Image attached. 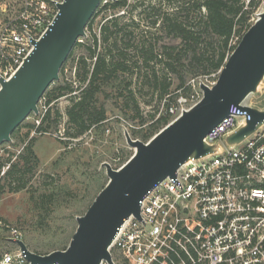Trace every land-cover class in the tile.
<instances>
[{"label": "rangeland", "instance_id": "374dc122", "mask_svg": "<svg viewBox=\"0 0 264 264\" xmlns=\"http://www.w3.org/2000/svg\"><path fill=\"white\" fill-rule=\"evenodd\" d=\"M112 1L114 0H102L90 27L86 28L85 35L79 39L80 43L74 46L59 72L58 80L51 83L49 89L65 81L70 83L74 90L83 84L77 76L79 60L84 57L89 64L93 62L94 58H90L88 47L94 46V36L98 38L97 51L101 52L104 49L101 30L110 18H116L117 26L115 30L113 25H110L107 34L114 35L117 32L122 35L129 32L134 46L143 37L150 38L151 41L156 40L157 50L165 44L181 46L179 38L159 29L158 24L152 27L151 20L156 18V13L161 15L191 0H127L126 6L117 9L110 7ZM242 1L249 4L250 0ZM21 2L22 0H0V4L6 3L8 6L1 18L16 13ZM154 2H160L158 12L151 10L149 6ZM251 2L258 4L250 19L254 22L258 14L264 12V0ZM195 15V12H190L191 23L196 22ZM237 40L238 37H234L232 43H236ZM118 44L121 46L120 41ZM127 52L128 56L135 58V51L132 48ZM152 69L166 72L162 63L150 67V70ZM141 70L144 71V67ZM136 71L137 69L133 67L122 74L123 82L120 83V88L117 87V81L101 85L98 102L104 106L107 116L101 126L94 127L76 138L69 137L65 134L68 126H71L67 122L66 109L72 104L71 94L63 95L48 105L46 97H42L37 104L38 112H31L11 133L10 140L0 144V163H3L0 170V219L22 232L23 242L31 251L46 253L68 246L77 227V216L87 210L108 182L109 177L103 163L107 162L112 168L117 169L133 155L135 149L126 142L125 133L133 139H141L148 125L164 115L167 103L174 108V114L170 116L171 122L182 109L189 108L202 97L200 83L212 85L217 78L215 74L192 78L188 73L186 78L191 84V92L186 101H180L182 96L173 97L176 91L160 99L149 84L140 86ZM167 76L172 82L170 91H174L178 83L177 77L170 73H167ZM127 83H131L130 88L133 89L134 97L139 103V113H136L132 101L129 100L128 91L123 89ZM120 90H123L122 94L125 95H119ZM191 95L195 97L190 99ZM247 102L255 107L264 108V77L257 89L248 95ZM49 106H53V123L48 131H38L36 127L29 128L30 124L37 126L36 120L43 113L44 107ZM70 131L73 132V129ZM31 138L34 140L30 141ZM30 143L38 157V163L32 171L23 175L25 187L19 191H10V178L4 177L2 170L5 167L6 171L9 163L15 162L17 156L24 152L25 146ZM56 192L58 195L53 201V193ZM7 237L8 233L0 230V254L4 250L14 249L13 243L8 241ZM109 250L114 264H126L119 252L111 248ZM101 264L108 263L103 261Z\"/></svg>", "mask_w": 264, "mask_h": 264}, {"label": "built area", "instance_id": "2783aa9c", "mask_svg": "<svg viewBox=\"0 0 264 264\" xmlns=\"http://www.w3.org/2000/svg\"><path fill=\"white\" fill-rule=\"evenodd\" d=\"M62 1L22 0L3 19L8 6L0 4V75L8 78L22 64ZM247 97L205 136L214 151L188 159L154 185L140 200L139 217L131 214L119 226L110 248L126 264H264V121L240 142L225 141L249 119L240 108L255 107ZM172 114L169 105L164 115ZM0 230L14 245L0 254V264H30L16 242L22 232L2 219Z\"/></svg>", "mask_w": 264, "mask_h": 264}, {"label": "water", "instance_id": "95a60500", "mask_svg": "<svg viewBox=\"0 0 264 264\" xmlns=\"http://www.w3.org/2000/svg\"><path fill=\"white\" fill-rule=\"evenodd\" d=\"M102 0H63L57 13L32 51L14 73L0 75V144L31 113L59 72L75 43L86 33V26ZM264 77V12L244 32L226 58L212 85L200 83L202 97L184 109L150 139L126 142L133 155L115 169L105 162L108 182L87 210L77 216V227L65 249L33 252L17 240L30 264H114L110 247L119 226L131 214L139 217L140 200L145 193L190 158L211 153L217 147L204 141L207 133L228 113L253 93ZM249 114L246 124L225 137L234 145L264 121V109L240 106Z\"/></svg>", "mask_w": 264, "mask_h": 264}, {"label": "trees", "instance_id": "16d2710c", "mask_svg": "<svg viewBox=\"0 0 264 264\" xmlns=\"http://www.w3.org/2000/svg\"><path fill=\"white\" fill-rule=\"evenodd\" d=\"M126 4L127 0H114L109 5L113 9H117L126 6ZM257 5L251 0L249 4H245V1L242 0H191V2L185 1L175 9L161 15L156 13V18L151 20V26L155 27L158 24L159 29L166 31L172 37L179 38L181 43L180 47L165 44L160 50H157L156 40L151 41L150 38L145 39L146 37H143L134 46L132 35L129 32L122 35L117 34V32L114 35L107 34L110 25H113L115 30L117 26L116 18H110L101 30L104 49L101 52L97 51L98 38L94 36V46L88 47L90 58H94L93 62L89 64L84 57L79 60L77 76L83 84L74 90L73 86L65 81L54 88L46 89L42 97H46V104L48 105L63 95L71 94L72 104L66 109L67 122L71 126H68L65 134L73 138L103 124L107 116L104 106L98 102L100 87L103 83L117 81V87L120 88V83L123 82L121 80L122 74H125L130 68L137 69L135 73L137 81L141 83L140 86L145 85V83L149 84L160 99L175 91L173 97L178 95L189 97L191 84L186 75L189 73L194 78L215 74L217 77L226 58L253 23L250 19ZM149 6L151 10L158 12L160 2H154ZM190 12L196 13V22H190ZM95 15L96 12L89 20L86 28L90 27ZM234 37H238V40L233 44ZM119 41L121 46L118 44ZM79 43L80 41H77L75 45ZM130 48L135 51V58L128 56L127 50ZM157 63H162L166 72L162 73L156 69L150 70V67ZM143 67L144 71L141 70ZM167 73L177 77L178 83L174 91H170L172 82ZM130 87L131 83H127L123 89L128 91V98L132 101L136 113H139V103ZM122 91H119V95H125L122 94ZM72 92L75 93L72 94ZM169 105L167 103L166 107ZM52 109L53 106L47 108L37 127L30 124L29 128L36 127L38 131L47 132L53 123ZM56 119L55 122H57ZM169 121V115L159 116L148 125L147 130L141 135V139L147 141ZM70 129H73V132ZM26 134L28 135V132ZM33 140L34 138L30 139V141ZM22 153L17 156L15 162L9 163L8 169L3 174L4 177L10 178V191L23 189L25 187L23 175L32 171L38 163V157L33 152L32 143L26 145ZM2 165L3 163H0V170ZM57 193H53V201L58 195Z\"/></svg>", "mask_w": 264, "mask_h": 264}]
</instances>
